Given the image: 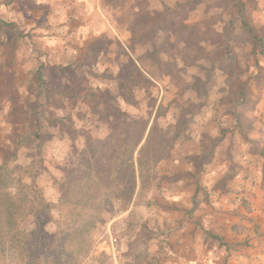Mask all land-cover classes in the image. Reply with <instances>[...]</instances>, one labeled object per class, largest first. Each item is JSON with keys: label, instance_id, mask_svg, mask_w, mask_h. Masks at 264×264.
Returning a JSON list of instances; mask_svg holds the SVG:
<instances>
[{"label": "rangeland", "instance_id": "obj_1", "mask_svg": "<svg viewBox=\"0 0 264 264\" xmlns=\"http://www.w3.org/2000/svg\"><path fill=\"white\" fill-rule=\"evenodd\" d=\"M244 23L264 35V0H0V164L51 214L0 264H264Z\"/></svg>", "mask_w": 264, "mask_h": 264}, {"label": "trees", "instance_id": "obj_2", "mask_svg": "<svg viewBox=\"0 0 264 264\" xmlns=\"http://www.w3.org/2000/svg\"><path fill=\"white\" fill-rule=\"evenodd\" d=\"M244 28L255 43L260 44L261 53L264 54V35H258L263 31L247 23H244ZM26 172L23 166L16 163L14 154L0 164V255L4 257L9 254L22 261L33 249V238L42 227L40 220L51 221L50 209L39 189L24 183ZM29 218L38 219L37 228L32 232L24 229ZM40 231L45 234L43 239H46L48 234L43 228ZM212 237L220 241L218 236Z\"/></svg>", "mask_w": 264, "mask_h": 264}]
</instances>
